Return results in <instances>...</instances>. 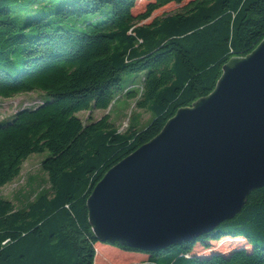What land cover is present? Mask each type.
<instances>
[{"label": "trees", "instance_id": "obj_1", "mask_svg": "<svg viewBox=\"0 0 264 264\" xmlns=\"http://www.w3.org/2000/svg\"><path fill=\"white\" fill-rule=\"evenodd\" d=\"M11 1L0 0V98L40 91L43 99L0 123V187L17 178L30 154L43 150L48 155L39 164L49 186L19 208L0 197V264H95L100 240L86 211L93 185L161 131L177 108L210 94L231 57H245L260 44L264 0H187L148 23L140 22L183 0H145L139 12V0H65L54 12L58 20L41 15L22 25L11 14ZM105 4L110 10L98 22L57 25ZM129 73H143L137 92L121 86ZM120 92L154 114L140 131L130 124L119 131L108 113L98 120L76 116L107 109ZM224 237L242 239L249 248L192 254L196 244L207 248ZM102 244L127 264H264V187L248 195L238 214L190 241L156 252Z\"/></svg>", "mask_w": 264, "mask_h": 264}, {"label": "water", "instance_id": "obj_2", "mask_svg": "<svg viewBox=\"0 0 264 264\" xmlns=\"http://www.w3.org/2000/svg\"><path fill=\"white\" fill-rule=\"evenodd\" d=\"M93 186V236L141 251L190 241L238 214L264 187V37Z\"/></svg>", "mask_w": 264, "mask_h": 264}, {"label": "rangeland", "instance_id": "obj_3", "mask_svg": "<svg viewBox=\"0 0 264 264\" xmlns=\"http://www.w3.org/2000/svg\"><path fill=\"white\" fill-rule=\"evenodd\" d=\"M65 0H13L10 3V9L12 16L15 17V20L18 25H22L27 18H36L41 15L48 16L51 20L57 19L55 11ZM73 1V0H68ZM187 0L183 2L176 3L172 1L170 4H166L161 7L159 10H154V12L148 17L147 20L140 23H148L153 17H160L164 13L171 14L177 9H180L181 6ZM145 0H139L135 6L134 12H139L144 10L146 5ZM110 8L108 5H103L97 12L88 13L86 15H73V17H68L61 19L57 25H69L82 27L86 21L98 22L105 18L106 14L109 12ZM58 20V19H57ZM143 73H129L122 76L121 86L123 89L130 88L134 91H138L140 84L142 82ZM43 99V94L35 91L20 93L15 95L13 98H0V123L8 120L10 117L15 114V112L21 108L36 107L40 105L41 100ZM137 98H127L124 93H119L117 97L114 98L110 107L107 109L97 110L94 109L90 112L79 111L77 115L82 121H86L89 117L92 119H100L104 114L108 113L110 122L114 126L118 127V130L125 132L128 129L129 124L134 126L136 131L143 129L153 118V113L143 110L141 108L137 109L135 107V100ZM48 155V151L43 150L42 153H32L30 156L21 163L20 174L16 179L7 183L2 188L0 187V197L5 200H10L14 203L16 208L21 207L26 201L31 200L33 193L37 190H46L49 186L47 182L46 174L40 170V162ZM28 194V195H27ZM27 195V196H26ZM102 242H97V248L99 249ZM105 245V244H102ZM107 248H115L112 245H106ZM249 248L246 245V242L238 238H222L218 242H211L210 245L205 248L200 244H196L192 254H197L201 256H207L211 252L216 253H229L234 248ZM96 249V258L95 264H127V260L119 262L118 258L115 255H112L110 252L105 253L103 249L100 248L98 253ZM115 250H118L115 248ZM102 252V253H101ZM130 257L131 253H127ZM134 254V253H133ZM107 258V259H106ZM129 259V258H128ZM131 260V258H130ZM142 262L143 260L137 259ZM131 262V261H130ZM133 263V262H131Z\"/></svg>", "mask_w": 264, "mask_h": 264}]
</instances>
